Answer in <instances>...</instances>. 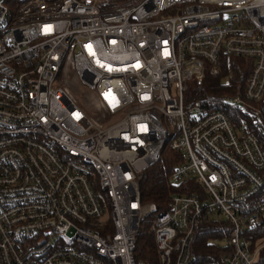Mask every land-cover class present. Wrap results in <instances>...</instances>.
<instances>
[{"label":"built area","instance_id":"built-area-1","mask_svg":"<svg viewBox=\"0 0 264 264\" xmlns=\"http://www.w3.org/2000/svg\"><path fill=\"white\" fill-rule=\"evenodd\" d=\"M232 58L240 95L187 99ZM165 146L183 192L158 212L141 181ZM151 215L159 264H193L213 218L221 264H258L264 0H0V264H144Z\"/></svg>","mask_w":264,"mask_h":264},{"label":"trees","instance_id":"trees-1","mask_svg":"<svg viewBox=\"0 0 264 264\" xmlns=\"http://www.w3.org/2000/svg\"><path fill=\"white\" fill-rule=\"evenodd\" d=\"M230 71L225 67L219 77L206 76L199 85L193 84L187 93L190 101L215 100L222 94L240 95L246 78L251 69V62L242 58L230 60ZM228 83L225 84V80ZM182 161V157L165 146L162 148L157 161L146 171L141 181L142 201L153 203L157 211L166 210L171 195L183 192L180 186H174L169 181L173 168ZM149 228L142 235H137V258L144 264H159L158 254L154 243L153 221L151 215ZM227 224L217 218L200 224L196 229L192 248L193 264H221V256L225 250V229ZM258 264H264V249L258 256Z\"/></svg>","mask_w":264,"mask_h":264},{"label":"rangeland","instance_id":"rangeland-1","mask_svg":"<svg viewBox=\"0 0 264 264\" xmlns=\"http://www.w3.org/2000/svg\"><path fill=\"white\" fill-rule=\"evenodd\" d=\"M89 1H93L97 4H100V5H102V7L104 9H107V10L113 6H124V5H128V4L135 2V0H89ZM171 93L174 94V89L171 90ZM150 222H151V220H150V218H148L145 222L142 223L139 235H142L146 231V229L149 228ZM221 245H225V241L222 242Z\"/></svg>","mask_w":264,"mask_h":264}]
</instances>
